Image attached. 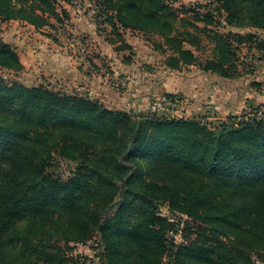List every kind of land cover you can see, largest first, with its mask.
<instances>
[{
  "label": "trees",
  "instance_id": "obj_1",
  "mask_svg": "<svg viewBox=\"0 0 264 264\" xmlns=\"http://www.w3.org/2000/svg\"><path fill=\"white\" fill-rule=\"evenodd\" d=\"M57 1L0 0V16L52 27L50 18H69ZM96 1L112 33L156 36L167 68L195 65L226 79L247 68L241 47L260 42L231 27L264 30V0ZM0 68H24L1 39ZM56 157L76 163L67 178L49 170ZM158 202L188 218L181 232H194L180 244L168 241L173 222ZM93 236L99 264H255L264 252V111L231 113L209 128L0 80V264H63L62 246Z\"/></svg>",
  "mask_w": 264,
  "mask_h": 264
},
{
  "label": "rangeland",
  "instance_id": "obj_2",
  "mask_svg": "<svg viewBox=\"0 0 264 264\" xmlns=\"http://www.w3.org/2000/svg\"><path fill=\"white\" fill-rule=\"evenodd\" d=\"M17 3H21V0H15ZM178 1V0H177ZM177 1H173V6L179 7L182 5V3H178ZM183 2L189 3L186 4L190 5V2H194V0H181ZM203 1V0H202ZM201 1V2H202ZM83 2V0H81ZM200 2V1H198ZM56 7L58 10H60L59 6L66 7V5L70 8L69 11V18L64 20L63 23L56 22L53 18H50V22L52 27L49 25H43L39 29H36L34 26V29L38 32L35 34L36 31L34 29H31L28 27V24L21 25L20 22H25L22 20H19L18 25H5L3 28L2 25L6 20L2 19L0 16V39L2 37L1 33H4L5 30H7L9 27H12L13 30H19V36L18 40H21L24 42L25 45L29 44V47H31L32 50H36L40 48L39 40H44L45 38H50L54 44L57 46H61L65 48L66 54L71 55L73 58H77L78 63L80 64V68H86L88 70L93 71V73L99 75L101 78L106 77L107 83L114 86L115 89H118L122 91L124 89V86H126V83H128L129 76L128 72H123L119 70L112 69L111 65H108L107 62L98 63L95 64L96 60V51L92 44L95 43L93 38L88 36H83L82 33H73L72 27L74 26L75 19L72 18L73 13L77 14L79 11L86 16L89 20H92L95 24V30L97 34L104 35L107 39H117L118 34L112 33L110 34L111 27L107 23H99L96 20H93L90 15L86 12V10L78 9L77 7L73 6L71 3H65L63 0H58ZM82 4H85L84 2ZM185 5V4H183ZM72 12V14H71ZM76 18V16H75ZM9 21V20H7ZM27 23V22H26ZM31 25V24H30ZM110 30V32H109ZM36 36H40L37 37ZM61 38H59V37ZM114 36V37H113ZM149 36V35H148ZM141 37L147 40V37L145 34H142ZM41 38V39H40ZM264 35H259V39L256 44H252L250 46V52L246 49L243 50L244 54H242V60L247 65V68H244L242 65H240L237 68V74L233 76L232 78H222L217 75H210L207 78H201V76H208L204 72H201V70L194 65H191V67H186L179 72L181 74H178L176 70L173 75V81L171 85L178 84L179 82H183L184 77L192 74L196 77L201 78L205 85L208 84L207 88L205 89L209 93V99L212 100L210 103L212 107H208L207 111L204 114H193L185 116L183 112L181 111V106L178 107L179 111L174 115H167L164 118H175V117H194L198 121L202 116H206L211 113L213 110L214 114L213 116L210 115L209 125L207 127L214 128L216 127L221 121H223L228 114L231 113H240L242 110L250 111L255 108H259L261 111H264V60L259 61L257 59V55L259 54L258 51L262 49L264 51ZM151 41L157 40V38H154L153 36L150 38ZM262 39V40H261ZM149 40V39H148ZM44 41H42V44ZM15 47H18V44L15 42L10 43ZM16 44V46L14 45ZM48 44V43H47ZM209 44V43H206ZM50 46V45H49ZM262 46V48H259ZM46 48V47H45ZM95 51V52H94ZM17 52V50H16ZM36 51H33V54L35 55ZM18 54V52H17ZM128 54V58L130 60H134L135 55L132 52H126ZM147 56L143 58L142 61L139 59V66L142 67V70L148 73H155L159 75L158 81L161 85V87L156 91L157 94L152 96L150 98V102L154 100L155 98H159L162 96H167V80H166V74L160 73L161 66L165 63V56L166 54L163 52H160L159 50H153L151 46L148 48V53H146ZM202 58L208 56L210 54L209 48H206L205 51H201L199 53ZM19 56V54H18ZM251 56V57H250ZM249 57V58H247ZM126 58V55H125ZM20 59V57H19ZM127 59V58H126ZM146 60V61H145ZM21 61V59H20ZM22 63V62H21ZM23 65V64H22ZM24 67V66H23ZM84 70V69H83ZM200 70V71H199ZM24 68L19 71H13V70H7L0 68V80L5 82L6 84H11L12 82L16 81L22 84H29L27 86H36V85H30L28 82H24L25 75ZM103 72V73H102ZM106 73L108 75H106ZM165 75V76H164ZM38 78V77H36ZM35 78V79H36ZM115 79L122 80L123 84L119 86H115L113 81ZM172 80V79H171ZM189 81V80H188ZM37 81H33V84ZM44 85H49L47 82L40 83ZM60 83L57 81L54 85L49 87L54 88L55 90H61L65 92H73L77 91L74 90L75 87L72 89L70 88H64L61 86H57ZM170 86V85H169ZM197 87V86H196ZM204 89V87L202 86ZM78 92V91H77ZM81 94H84L86 92L81 91ZM175 94H178L179 96L182 94L180 91H174ZM87 94V93H86ZM182 96V95H181ZM180 96V97H181ZM182 99V98H181ZM207 100V101H208ZM206 105L207 102L205 103ZM134 113H141L138 111H133ZM144 114H148L147 112H144ZM57 159L53 162V164L49 167V170L53 171L55 174L60 175L63 178H67L70 176L76 167V163L72 160L67 159H61L56 157ZM157 210L162 214L170 218L171 222H173L172 229L168 230L167 238L168 241H172V243L180 244L183 242L184 233L190 234L194 231H191L190 229L187 231H182V228L184 227V221H186L188 218L179 212H174L169 209L167 202H158L157 203ZM189 225H193L192 222H189ZM190 228V227H189ZM192 236H195V233L192 234ZM98 238L97 236H93L92 239L83 242V243H74L69 242L67 246H62L64 249V261L63 264H99L98 254L101 252V247L98 245ZM254 262L255 264H264V252H262V255H254Z\"/></svg>",
  "mask_w": 264,
  "mask_h": 264
},
{
  "label": "crops",
  "instance_id": "obj_3",
  "mask_svg": "<svg viewBox=\"0 0 264 264\" xmlns=\"http://www.w3.org/2000/svg\"><path fill=\"white\" fill-rule=\"evenodd\" d=\"M91 1L92 0H83L85 5L89 4ZM198 1L201 2L202 0H194V2ZM177 2L182 3V5L189 4L181 0H178ZM194 2L190 3L192 4ZM64 8L69 13L70 8L67 5L66 7L64 6ZM72 18L75 19L72 32L75 34L82 33L83 36L93 38L91 41H95V43L92 44L96 51H94L96 53V60H94L96 61L95 64L107 62L108 65L112 66V69L129 73V76L127 77L129 78V81L126 83V86H124V89L122 91L115 89L114 86L107 83L108 81H106V77L101 78L91 70L86 68H83V70L80 68L77 58L75 59L71 55L66 54L65 48L57 46L50 38L44 37V40L40 38V48L32 50L31 47H29V44L25 45L24 42L18 40L19 36H21L19 30L15 31L12 27H9L4 33H1V40L18 44L16 50L24 66V74H26L24 82H29L30 85H38L47 82L52 86L58 81L60 84L57 86L69 89L75 87L74 90H77L78 92H86L91 98L98 99L109 108L138 111L141 113L147 112L150 98L156 95V91L161 87L158 81L159 75L156 74V72H145L142 70V67L139 66V59L142 61L143 58L147 56L146 53H148V48L150 46L156 51L153 46V41L150 39L152 36H148V34L143 32L127 29L122 31L121 36H118L117 39H107L104 35L97 34L94 22L84 16L81 11L77 14L73 13ZM18 23V19L6 20L2 27L4 28L5 25H18ZM20 23L21 25H24V23L26 25L28 24L26 22ZM28 27L34 29L33 25L28 24ZM231 29L238 33L256 32L258 40H260L259 35H264V30L253 27H231ZM34 31L36 30L34 29ZM37 33L38 32L36 31L35 34ZM110 34H112V32H110ZM142 34L146 35L147 40L141 37ZM36 37L38 39L40 36ZM153 37L157 38L156 36ZM42 41H44L43 44ZM121 43H126L129 47L119 49L118 46H120ZM16 44L14 45L16 46ZM245 49L249 52L251 51L250 48L248 49L246 46H242L241 57L242 54H244L243 50ZM33 51H36L35 55L33 54ZM126 52L134 53L135 55L133 56H136L135 59L127 62L129 58ZM125 55L127 59L125 58ZM261 60H264V58ZM187 67H191V65ZM184 68L186 67H183L180 70ZM180 70L177 71L178 74H181L179 72ZM175 71V69L167 68L165 63L161 66L160 73L166 74L167 80V88L164 91L171 94H175L174 91H180L182 93V96L180 95V98H182L180 108L185 116L197 113L204 114L208 107H212L210 104L212 100H208L209 93L205 90L208 84L205 85L204 83L206 82L201 78H207L211 74H214L204 72L208 76H201V78L196 77L195 75L197 74L188 75L186 78L184 77L183 82L171 85ZM35 80L37 82L33 84V81ZM206 102L210 105H206Z\"/></svg>",
  "mask_w": 264,
  "mask_h": 264
},
{
  "label": "built area",
  "instance_id": "obj_4",
  "mask_svg": "<svg viewBox=\"0 0 264 264\" xmlns=\"http://www.w3.org/2000/svg\"><path fill=\"white\" fill-rule=\"evenodd\" d=\"M70 3L73 4V6L77 7L78 9H82L83 11L86 10L88 15H90L93 20H96L99 23H106L105 14L102 12L104 7L96 0H92L87 5L82 4L80 0H71ZM106 75L108 74L106 73ZM113 82L115 86H119L123 84L122 80L119 79H115V81ZM180 104H181V98L178 94H172L170 96H162L159 98H155L149 103L147 113L149 115H153L160 118H164L167 115L172 116L179 111L178 107L180 106ZM213 114L214 112L212 110L210 114L206 116H202L199 119V122L203 125L208 126L210 115L213 116Z\"/></svg>",
  "mask_w": 264,
  "mask_h": 264
}]
</instances>
